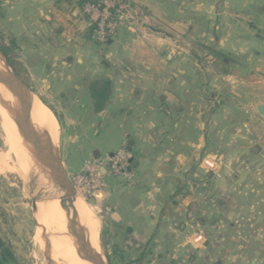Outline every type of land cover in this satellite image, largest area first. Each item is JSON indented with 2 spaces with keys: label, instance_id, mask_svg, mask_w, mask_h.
<instances>
[{
  "label": "crops",
  "instance_id": "crops-1",
  "mask_svg": "<svg viewBox=\"0 0 264 264\" xmlns=\"http://www.w3.org/2000/svg\"><path fill=\"white\" fill-rule=\"evenodd\" d=\"M130 1L137 23L98 43L80 0H0V30L23 56L31 84L42 87L66 151L78 146L86 155L76 165L65 151L68 176L95 155L131 148L130 180L105 177L92 198L105 209L102 246L126 262L157 246L159 255L172 248L174 264H261L264 117L256 106L264 105V0ZM114 120L119 131L103 153L89 136ZM220 153L222 176L211 187L217 202L194 222L186 185L198 161ZM231 194L239 199L233 207L218 201ZM242 230L254 232L247 251ZM196 231L212 232L204 248L224 255L214 260L199 246L186 255Z\"/></svg>",
  "mask_w": 264,
  "mask_h": 264
},
{
  "label": "rangeland",
  "instance_id": "rangeland-1",
  "mask_svg": "<svg viewBox=\"0 0 264 264\" xmlns=\"http://www.w3.org/2000/svg\"><path fill=\"white\" fill-rule=\"evenodd\" d=\"M130 1V0H129ZM131 2V1H130ZM132 4V3H131ZM137 12V10L135 9ZM140 14L137 12V19ZM0 52L7 60L10 67L15 71V73L20 76V78L27 84V86L35 93H42L40 87L33 86L30 82V77L27 73V71L24 68L23 64V56L19 54L16 51L15 45L13 40L9 37V34L4 32L3 30H0ZM1 62V60H0ZM15 100V97H14ZM119 121H112L109 128L107 130L98 128L99 133L96 135L90 134L89 139L92 140L91 145L97 146L100 148V150L105 153L106 147H108L110 142H113L115 139V135L118 134L119 127H118ZM73 137V136H72ZM79 139L77 138V141H75V144L78 143ZM115 144V143H114ZM68 145L63 141V136L59 133V142L57 145L58 151L61 155H63L66 151ZM71 146V143L69 144ZM113 146V145H112ZM114 147V146H113ZM6 151V146L4 143V134L1 128V122H0V155ZM67 157L76 165H79L84 157V153L81 149L78 148V146H72L69 147L66 151ZM227 155V154H225ZM211 160L215 162L213 171L219 174V177H221V170L222 165L225 160V156L220 154H214L212 157H210ZM5 161H2V165L0 166V262L2 264H48L46 262V259L44 257L42 246L45 244L48 248V257L54 264H60V259L52 257V251H53V242L50 236H48V228L42 226L41 223V217L43 210L46 211V214H48L50 209L46 208L44 205H50L55 203V200L59 201V197L56 199L51 200H43L41 197L37 200V203L35 204L34 210V216L37 220V222L40 224V231L36 232L35 224L30 212V205L27 203L28 199V192L31 182V177L33 176V171H36L35 168H29L27 180H25V169H26V163L21 170L20 174L14 173L13 170H8V164L14 163L15 158L14 155L7 151V156L4 159ZM198 172L197 175H193V178L188 181L187 187L191 190V197H192V207H193V214L192 217L194 219V222L200 218L199 213L198 215L195 214L196 212L200 211V208L206 205H211L215 201L211 196V187H214V178H219L214 176V172L210 169H207L204 164H202V159L198 161ZM41 173V172H40ZM42 174V173H41ZM115 176H113L114 178ZM23 178V179H22ZM112 178V177H111ZM203 195V197H201ZM76 197H81L80 195H76ZM93 198V197H92ZM92 198L89 200V202L85 201L94 211L95 215L98 218L99 222V229H100V221L104 220L105 215L104 211L105 209L100 205H94ZM238 198L234 197L232 194L230 197H226L225 199L218 200L220 202H223L226 204L228 208L233 207ZM84 200V199H83ZM54 201V202H53ZM244 201H247L244 199ZM43 206V207H42ZM264 205L261 206V208ZM41 207V209H40ZM36 208V209H35ZM27 210V211H24ZM24 212H27V217L24 215ZM45 214V213H43ZM249 216H246V222L248 223ZM237 220L239 218L236 217ZM212 222V219L209 220ZM259 223H264V217H261L258 219ZM31 228L32 230H30ZM32 231V232H31ZM212 232H194L193 236L190 237V242L187 245V249L189 251H186L185 254H191L192 250L194 248L192 246H199V250H201L202 254L207 253L210 255L214 260L217 258H220L224 254H217L214 252L213 249L204 248L203 243L206 239L212 238ZM217 235L216 232H213ZM242 236V249L247 251L250 247V234H254L253 231L248 230H242L240 232ZM255 234L257 235L258 239V246L257 250L259 251L260 258H261V264H264V229L255 231ZM227 232L225 233L224 241L227 239ZM236 236V235H235ZM254 248V247H253ZM10 250L12 254H14L13 260L7 259L6 261L2 260L3 256V250ZM153 251L148 252L143 256V259L137 262V260H134L133 262H126V261H120L118 258L119 256H116L113 254L114 249L104 245V250L107 252H110V255L108 256L110 264H142V261H147L145 264H174L176 263V257L172 253V248H168V254L162 253L161 255L158 254V250H160L157 246L152 248ZM171 251V253L169 252ZM117 251V250H116ZM189 252V253H188ZM149 253V256H148ZM247 253V252H246ZM117 254V253H116ZM167 254V255H165ZM195 254V253H194ZM250 252L248 251L247 257L250 256ZM147 255V256H146ZM163 255V256H162ZM185 257V256H184ZM183 257V258H184ZM202 257L200 256V260ZM187 259H192L190 256ZM55 260V261H54ZM59 261V262H58ZM58 262V263H57ZM62 264V263H61Z\"/></svg>",
  "mask_w": 264,
  "mask_h": 264
},
{
  "label": "bare ground",
  "instance_id": "bare-ground-1",
  "mask_svg": "<svg viewBox=\"0 0 264 264\" xmlns=\"http://www.w3.org/2000/svg\"><path fill=\"white\" fill-rule=\"evenodd\" d=\"M1 67L2 61L0 62ZM14 97L9 88L0 83V122L6 146V151L0 155V166L2 161H5L7 151L11 152L14 155L15 162L8 164V170H13L14 173L20 174L26 163L24 177L27 180L29 178V168L37 169L33 171V176L38 174L37 187L40 189L39 197L43 200L56 199L61 193L57 191L54 180L45 173H40V168L34 162L25 141L13 121L12 113L8 110L9 107L11 110L16 108L17 98L15 97L14 100ZM29 118L36 131L39 133L41 131L44 132L47 143L57 147L59 142L58 122L48 106L40 100L39 94L34 92L30 103ZM44 206L49 208L51 212L46 214L45 210L41 211L42 219L40 224L49 230L48 236L53 242V259L58 257L62 264H92L90 258H93L96 253H100L99 222L92 208L82 197L74 199L73 219L83 229V235L77 248L76 237L70 228L67 227L66 209L60 200H55L51 207L50 205ZM40 232L42 233V231Z\"/></svg>",
  "mask_w": 264,
  "mask_h": 264
},
{
  "label": "water",
  "instance_id": "water-1",
  "mask_svg": "<svg viewBox=\"0 0 264 264\" xmlns=\"http://www.w3.org/2000/svg\"><path fill=\"white\" fill-rule=\"evenodd\" d=\"M0 60L2 61V67L0 68V83L9 88L10 92L17 98L16 108L9 111L12 113L13 121L16 124L18 132L26 143L27 149L32 155L34 162L40 168V172L45 173L52 178L55 182V187L58 192L61 193L59 200L66 209L67 227L73 232L77 240V248L80 244V238L83 235V229L80 225L75 223L73 219V202L76 198V190L71 182L70 177L65 169L62 155L58 151L57 147L49 145L46 141V136L43 131L40 133L36 131L35 126L32 124L29 118L30 103L33 95V91L27 86V84L18 76L15 71L10 67L5 57L0 52ZM40 100L41 97L39 96ZM258 114L264 117V105L258 104L256 106ZM131 152V148L128 146L125 148ZM256 151V148L253 149ZM97 151H94V154ZM112 153L109 154L111 156ZM96 155L94 159H97ZM135 161L133 158L130 160V166L133 167ZM107 165H105L106 167ZM104 172V167L102 168ZM37 176H32L27 203L30 205V212L35 224L36 232H40V224L37 222L34 213V207L39 199L40 189L37 187ZM95 192L94 195H96ZM99 246L100 253H96L93 258H90L92 264H110L108 256L102 246L100 233H99ZM42 251L46 262L48 264H54L48 257V248L45 244L42 246ZM2 264V262H0Z\"/></svg>",
  "mask_w": 264,
  "mask_h": 264
},
{
  "label": "built area",
  "instance_id": "built-area-1",
  "mask_svg": "<svg viewBox=\"0 0 264 264\" xmlns=\"http://www.w3.org/2000/svg\"><path fill=\"white\" fill-rule=\"evenodd\" d=\"M80 10L92 29L91 39L98 43L114 37L120 26H132L138 20L137 12L129 0H84L81 2ZM131 158V152L123 147L113 152L111 156L105 155L85 162L80 172L69 176L77 195L89 202L95 192L105 186V177L118 176L130 180ZM202 164L213 171L215 162L205 157ZM214 174L219 175L216 172Z\"/></svg>",
  "mask_w": 264,
  "mask_h": 264
},
{
  "label": "trees",
  "instance_id": "trees-1",
  "mask_svg": "<svg viewBox=\"0 0 264 264\" xmlns=\"http://www.w3.org/2000/svg\"><path fill=\"white\" fill-rule=\"evenodd\" d=\"M83 0H80V2H82ZM90 28V27H89ZM91 28L89 29V31H90V33H91ZM91 35V34H90ZM3 256H4V258H6V259H10V253H9V250L7 251V250H3Z\"/></svg>",
  "mask_w": 264,
  "mask_h": 264
}]
</instances>
